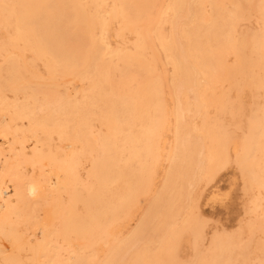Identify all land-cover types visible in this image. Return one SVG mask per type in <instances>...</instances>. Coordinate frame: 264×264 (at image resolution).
<instances>
[{"label": "bare ground", "instance_id": "6f19581e", "mask_svg": "<svg viewBox=\"0 0 264 264\" xmlns=\"http://www.w3.org/2000/svg\"><path fill=\"white\" fill-rule=\"evenodd\" d=\"M233 164L264 234V0H0V264H264Z\"/></svg>", "mask_w": 264, "mask_h": 264}, {"label": "rangeland", "instance_id": "374dc122", "mask_svg": "<svg viewBox=\"0 0 264 264\" xmlns=\"http://www.w3.org/2000/svg\"><path fill=\"white\" fill-rule=\"evenodd\" d=\"M253 19L254 18H252V20ZM252 20L248 21V23H246V26H247V24L249 26H251ZM254 20H257V19L255 18ZM254 20H253L252 28H259L260 24H259L258 20H257V22H254ZM249 22L251 23V25ZM76 85L80 86L79 83H76ZM249 95L250 94L247 95L248 98H249ZM251 100H252L251 95H250L249 99H247V97H246L247 105H248V102L250 104ZM26 145H27V147L29 146V148H31L33 146L32 141L27 142ZM236 167H237L236 164H233L232 166L229 167V169L227 168L226 170L225 169L222 170V172H220V174L213 180V182H210L211 184L208 183L207 187H206V184H203V186H201L200 189L198 190V193H199L202 189L203 190L205 189L204 187H206L205 192H204V196L201 197V199H200V206L199 207L201 209V212L203 213V214L201 213V215L206 217L207 218L206 220H208L210 218L209 220L211 222L205 221L206 227H205L204 237L199 241L198 246L195 247L196 249L193 248L194 246L192 244L190 246V243L189 244L186 243L182 246V251H183L182 255H183L184 259L195 260L197 253L201 250L207 249V246H209L210 240L212 238L211 236L215 235L216 233H218V232L219 233H221V232L222 233L223 232L229 233L230 232V234H233V235L237 234L236 236H238L239 235L238 233L241 232V230H242L243 231V235L241 237L242 239L252 238L254 241V243L252 242L253 246L250 244V251H252L250 253V256L252 255L251 260L255 261L254 257L256 254L254 255V253L255 252L257 253V251H255V248H257L256 246L258 245L256 243L260 242V240L258 241V239H260L259 238L260 236L263 238V239L261 238V241L264 240V234L259 230V232H255L254 234H252L253 235L252 237H248V236H251L250 234L245 235L248 233L245 230V228H246L247 223L249 222V219L252 215V214L250 215V213L247 212L249 205H250L251 195L249 193H248L249 195L247 193H244V191H245L244 181L245 180H242L241 172H240L239 168H236ZM213 186L217 187V189L215 188V190H216L215 192L219 194V195L217 194L218 197H216V196L212 197L211 196V195H213V193H211L210 190L213 188ZM209 197H210V199H208ZM211 197L213 199L215 197V200H213ZM245 206H247V207H245ZM196 212L198 213V211H196ZM42 215H44L43 212H42ZM204 217H202V218L205 220ZM252 217H254V216L252 215ZM239 227L242 229L240 230ZM215 229H217V230H215ZM233 231H235L236 233ZM210 234H213V235H210ZM244 235L247 238H244L243 237ZM253 237H255V238H253ZM247 241H249V239ZM250 243H251V241H250ZM251 247L254 249H251ZM188 256L190 258H188ZM237 264H242V263L237 262Z\"/></svg>", "mask_w": 264, "mask_h": 264}]
</instances>
